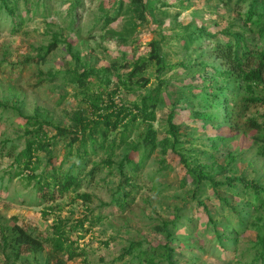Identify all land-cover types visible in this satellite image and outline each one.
Wrapping results in <instances>:
<instances>
[{"label":"rangeland","instance_id":"374dc122","mask_svg":"<svg viewBox=\"0 0 264 264\" xmlns=\"http://www.w3.org/2000/svg\"><path fill=\"white\" fill-rule=\"evenodd\" d=\"M73 1L18 0L16 13L23 15L25 21L17 27L9 15L0 12V264L6 262L2 249L5 239L14 241L20 229L42 245L22 244L21 257L12 256L11 264H46L48 260H56L45 239L52 235L53 225L58 220H65L69 227L80 220L85 222L83 228L79 226L70 233L81 254L72 260L64 257L67 264H145L139 259L138 251L168 242L166 232L160 229L165 222L169 223L172 233L170 246L174 248L173 258L177 264H252L256 232L253 227L244 232L235 230L238 219L222 200L227 198L236 206L245 199L228 191L225 185L214 189L204 182L195 188L179 157L164 154L161 148L150 155L137 173L125 168V173L133 176L127 183L118 167L129 152L121 141L124 127L109 137V141L117 140L112 164L101 162L109 156L104 150L83 156L72 169L81 179V185L63 193L53 186V201L42 200L34 186H26L31 172L13 176L15 157L25 146L24 116L49 121L53 127H71L74 114L86 107L84 93L99 92L107 99L120 74L124 75L125 83L115 99L130 107L139 105L144 96L164 81L161 96L167 94L170 101L158 105L153 124L161 138L169 128L170 112L175 113L174 122L181 126L176 147L185 153L191 165L213 162L225 165L228 154L233 153V165L239 169L238 173L243 175L244 172L264 187L259 131L249 123L250 119L258 123L264 121V105L247 103L243 93L228 90L229 107L235 109L231 126L223 124L222 119L205 124L196 119L195 111L210 107L207 92L211 93V89H204L208 84L203 79L204 73H212L213 66H225L213 55L211 40L205 38L192 46L185 45V37L196 33L199 26L211 33L220 32L217 39L226 41L222 30L233 22H239V27L243 25L237 11L246 10V3L237 5L236 0H232L224 6L222 0H144L148 7L147 20L136 21L134 26L128 24L130 16L125 14L129 0H124V8L120 0H82L73 12L75 22L70 30ZM106 15H118V19L106 24ZM56 32L63 35L61 40L66 38L73 43L80 53V63L72 57L65 42H60L45 59L38 58L36 48L49 44ZM253 38L251 46L263 49L264 41L257 35ZM154 40L159 42L168 67L159 74L157 66L151 64L142 74L149 79L148 84L139 87L136 84L139 77L127 80L126 74L132 67L124 65L147 56L149 44ZM75 68L79 72L84 69L93 72L86 88L65 76L67 70ZM104 68H108L111 78L109 86L104 81L107 76ZM50 72L57 75L53 77ZM221 83L226 82L221 80ZM258 90L264 94V85ZM146 127L141 116L129 123L128 140L141 141ZM45 130L49 137L55 133L50 126ZM169 138L174 139L171 135ZM67 142L62 139L53 144L52 159L47 151L37 154V174L53 164L63 163V169L71 167L73 158L63 162ZM227 175L229 172L221 171L215 178L224 181ZM84 193L90 195L89 200L79 196ZM203 203L219 225L231 223L228 231L233 233L232 241L225 242V248L218 242ZM249 220L252 222V218ZM219 227L222 229L221 225ZM132 244L135 246L130 250ZM157 261L167 264L160 257Z\"/></svg>","mask_w":264,"mask_h":264},{"label":"trees","instance_id":"16d2710c","mask_svg":"<svg viewBox=\"0 0 264 264\" xmlns=\"http://www.w3.org/2000/svg\"><path fill=\"white\" fill-rule=\"evenodd\" d=\"M231 2L232 0H222L224 6H228ZM10 3L13 5H10ZM17 3L18 0H0V12L11 17L15 22L14 27L19 26L25 21L23 15L16 13ZM81 3L82 0H74L72 3L70 9V14L72 15L69 25L70 30L75 22V14L73 12ZM241 3L247 4L246 10L243 11L240 9L237 11L239 19L243 21V25L239 27L237 25L239 22L237 24L235 22L229 23L222 30V33L227 38L226 41L217 39L220 32L211 33L206 27L200 26L196 33H191L189 37H185L186 46H192L205 38L211 40L213 55L225 66V68H220L218 65L213 66L212 73L207 74L209 72H205L203 75V79L208 82L207 85H204V89H211V93L207 92L210 107L206 110L198 109L193 115L196 119L203 121L204 124L212 120L222 119L223 124L232 125L230 121L233 114H235V109L229 107L230 101L226 95V91L228 90H232L235 94L243 93V99L247 103H260L264 105V94L258 90V87L264 85V48L257 50L251 46L254 35L259 36L264 41V0H236L237 5ZM124 5V0H120V6L124 8ZM147 11V3L144 0H129L125 9V14L130 16V19L127 21L128 24L136 26V21L140 23L145 22L147 20ZM117 16L106 15V24L115 22L118 19ZM62 37L63 35L61 33L56 32L53 34V39L49 44L36 48L38 58L45 59L58 47L60 42H65L72 57L76 59L77 63H80L79 51L75 50L73 43L68 39L64 38L61 40ZM149 46L150 50L147 56H140L131 60L129 64L124 65L126 68L132 67L131 71L126 74L127 80L131 81L139 77V80L136 81L139 87H145L148 84L149 79L142 74L151 64L157 66V72L159 74L164 73L168 67L165 57L159 50V42L154 40ZM202 66L206 68L207 65L203 63ZM76 69L67 70L65 76H68L72 83L77 84L81 88H86L92 81L91 75L93 72L86 69L79 72ZM103 70L107 75L104 81L109 86L111 84V78L108 77V68H104ZM49 74L53 77L57 75L52 72ZM117 77L119 80L115 83L116 87L112 92L108 93L107 99L99 92L84 93L86 107L74 114L71 127H63L60 125L53 127L49 121L39 120L34 116H24L26 121L24 130L25 146L15 157L14 167L16 172H14L13 176H22L25 171L31 172L28 176L26 186H34L38 191V196L42 200L53 201L55 199L54 193L52 192L53 186L54 189L63 193L74 188V186L78 188L81 185V179L73 174L72 169L79 164V161L83 160V156L90 153L97 154L98 150H104L109 156L107 160L104 159L101 162L105 161L109 165L112 164L114 146L117 140L113 139L109 141V137L112 132L124 127L121 133V141L123 145L128 147L129 152L119 161L118 167L127 183L131 182L133 176L125 173V168L129 167L137 173L145 165L150 155L158 148H161L164 154H173L179 157L187 170L188 176L195 184V188L200 187L204 182L211 184L214 189L225 185L229 189L228 191L245 199L243 204L240 203L244 206L241 209V205L234 206L229 199L221 198L238 219L235 230L244 232L247 228L253 227V231L256 232L253 244L255 254L251 262L252 264H264V187L262 184L256 182L254 179L248 178L244 172H242L243 175L238 173L239 169L233 165L235 159L233 153L228 154L229 159L225 165L214 162L211 165L207 163H197L195 166L191 165L185 153L176 147L179 143L181 126L174 122L175 113L173 111L170 112L168 117L169 128L161 138H158V132L153 124L157 119L156 108L158 105L170 101L167 94L161 96V84H164V81L152 93L144 96L139 105L133 104L130 107L127 103H119L115 99V96L121 91L125 83L123 82L125 81L124 75L118 74ZM221 80L226 83H221ZM216 84H218L217 87ZM132 108L136 110L134 111ZM140 116L147 126L144 137L139 142L129 141V134L127 133L129 123L135 122ZM249 123L251 127L259 131V153L264 156V121L258 123L256 119H250ZM46 126L52 127L55 131L50 137L48 136V131L45 130ZM169 135L173 136V141L169 138ZM62 139L66 142L68 141L63 162L71 161L73 158L71 167L63 169V163L58 166L53 164L54 166L48 167L42 173L37 174L36 172L39 168L37 154L40 151H47L50 159H52L53 154L50 148ZM76 144L78 146L74 147ZM213 146L215 149L218 148L217 145ZM94 171L95 167L91 171V174ZM221 171L229 172V175L225 177L224 181L215 178V174ZM79 196L86 200L90 199V195L85 193ZM203 204L206 210L207 205L205 203ZM252 211H254L253 214L251 213ZM206 212L208 213L209 222L213 225L220 246L225 248L224 243L232 241L231 235L233 233H229L230 231H228L229 224L231 223H220L222 229H219L220 225L218 222L212 218L209 211L206 210ZM250 218H252V222L249 220ZM83 224H85L84 220H80L77 221L75 226L69 227L65 220H58L53 225L54 231L45 241L51 245V256L52 258L56 257V260H48L46 264H67L63 259L64 257L72 260L81 254L80 252L78 253V247L75 246V242L71 239L70 233L74 228L77 230L79 226L83 228ZM168 226L169 223L165 222L163 227L160 228L166 232L168 242L164 245L150 247L145 250L139 249L138 255L141 262H145V264H158L157 258L160 257L167 264H177L173 258L174 248L170 246L172 233L168 229ZM27 242L42 245V243L30 239L29 234L22 229L19 230V235L14 241L8 242L5 239L2 247L6 261L5 264H11L13 262L14 258L12 256H15V259L21 257L20 246ZM134 246L135 244H132L130 250H133Z\"/></svg>","mask_w":264,"mask_h":264}]
</instances>
